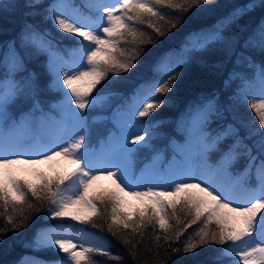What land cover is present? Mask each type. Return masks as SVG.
<instances>
[{"label":"snow or ice","instance_id":"snow-or-ice-1","mask_svg":"<svg viewBox=\"0 0 264 264\" xmlns=\"http://www.w3.org/2000/svg\"><path fill=\"white\" fill-rule=\"evenodd\" d=\"M37 2L25 0L21 3L17 0L12 6L13 14L18 9L34 8ZM213 4L214 0H85V6L91 9V13L85 15L68 0H53L48 6V18L53 26H58L63 33L80 38L73 49V55H78V59L72 64L62 62V58L54 54L57 50L52 44L40 48L50 53L48 71L52 79L49 87L62 93L64 102L69 105L71 121L62 119L54 122L53 117L43 113L38 105L24 120L9 116L11 105L21 97L31 96L37 87L34 73L27 81L16 78L26 69L23 55L14 50L16 46L13 44L8 75L0 78V207L5 210L0 215H4L6 222L11 224L10 230L19 231L26 227L30 210L40 211V208L29 202L30 198H34L38 202H47L52 220L70 217L80 224H86L92 223L97 217H103L106 221L110 217L108 230L116 236L122 230L130 233V238L126 236L123 243L132 248L138 246V242H134L135 237L139 236L142 240L149 226L153 230L158 226L164 233L163 237L155 236L159 247L161 239L171 240L169 232L173 230L172 221L175 219L176 224L180 225V213H184L185 218H192L175 232L177 241L193 224L202 225L194 237H189L184 244V254L195 253L198 248L215 243L226 246L222 249L223 255L238 258L233 259L232 264H264V159L258 160V156L253 155L252 147L244 143V139L259 137L255 145L260 155L264 156V63L259 72V94L242 92L245 103L255 113V119L259 120V126L250 120L247 137L242 139L237 134L234 143L215 164L209 162L208 153L226 136L236 134V130L229 126L216 136L211 135L207 130L213 110L211 103L207 110L199 111L196 121V133L201 141L198 150H184L183 161L164 175L162 183L138 181L121 163L100 165L88 148L89 129L83 110L95 107L106 98L96 92L98 86L109 81L110 74L109 82L117 83L121 73H128L137 66L138 58L144 51L140 46L158 43L160 38L178 28L193 9ZM257 6L264 8V0H259L258 5L256 0H249L248 5L224 17L220 21L221 27L213 28L211 32L206 29L188 32L184 36L181 51H202L219 39L226 27L239 16ZM164 8L171 9L172 14L169 16L164 13ZM160 22L166 27L160 26ZM137 25H147L155 37ZM256 31L260 36L258 47L264 54V22L257 26ZM35 36L34 27L26 25L21 40L26 45L38 46ZM252 39L249 36L244 42L249 46H257L253 45ZM129 43L137 47H120L121 44ZM168 55L165 53L160 58L159 65L166 63ZM185 62L181 59L174 66H158L156 78L148 83L146 89L140 86L135 93L129 123L119 137L122 141L119 151L112 153L111 159L119 160L121 156L127 159L140 147L148 145L156 122L142 121L136 117H149L167 104L166 94L172 90L180 75L176 68ZM250 95L251 101L248 99ZM71 104H75V109H71ZM25 125H38L45 130L52 126L55 135L21 134L20 129ZM129 135L131 140L128 139ZM242 154L249 158L248 164L241 173L233 175L231 165ZM33 156L39 158H30ZM58 157L72 166L63 175L45 177L43 173H38L37 184L14 175L16 165H34ZM253 174L254 185L250 182ZM102 178L111 180L114 188L94 191V184ZM125 196L139 199L141 207L133 209L131 213L122 211ZM81 208L89 211L80 212ZM8 230L0 229V241L3 239L2 233ZM103 239L105 242L102 246L85 247L82 242H74L68 228L58 225L39 229L34 244L40 248H55L66 254L56 264H90L91 257L88 254L93 252L118 261L119 257L112 256L108 250L111 242ZM172 251L180 253L179 248Z\"/></svg>","mask_w":264,"mask_h":264},{"label":"trees","instance_id":"trees-1","mask_svg":"<svg viewBox=\"0 0 264 264\" xmlns=\"http://www.w3.org/2000/svg\"><path fill=\"white\" fill-rule=\"evenodd\" d=\"M16 2L17 0H0V10H2L0 11V78L6 75L7 55L3 54V50L9 40H12L18 52L23 55L26 69V71H21L16 78L27 81L34 73L37 87L31 96L21 97L11 105L9 116L16 120H24L37 105L45 114H57L54 105L61 92L49 87L51 74L48 71L46 60L50 53L41 51L40 48L52 44L57 50L56 52L67 56L77 46L76 40L79 38L64 36L60 33L58 26H53L51 19L48 18V6L53 0H38L34 8L18 9L13 14L12 6ZM20 2L24 3L25 0H20ZM68 2L78 6L85 15L91 12V9L85 6V0H68ZM256 3L258 5L259 0H256ZM248 4L249 0H214L213 5L201 6V8L189 12L184 22L166 37L160 38L158 43L140 46L144 48V51L138 58L137 66L128 73H121L120 79L115 84L109 82L112 75L110 74L109 81L98 86L96 90L106 98L97 103L95 107L83 110L86 113L89 129L88 148H95L98 151V148L105 145V136L115 127L112 116L117 109L124 110L127 102L136 97L135 93L141 85L145 86L149 80L156 78L157 67L160 66L159 60L164 57L165 53H169L167 60L170 59L172 66L179 64L181 59L186 62L176 68V72H179L180 75L172 90L166 94L167 104L157 109L149 117H136L142 121L156 123L148 145L140 147L131 156L133 171H136L135 169L145 161L152 160L156 151L163 152L167 157L170 156L173 151L171 143L181 135L180 122L183 123L185 119L191 117L195 110L194 104L202 103L204 99H209V103L213 106L212 114L208 120L211 129L216 132L220 124H227L228 127L231 126L238 130L236 134L240 136L239 138L247 137L250 131L248 122L254 120L255 125L259 126V120L255 119V113L245 103L242 90L244 86L247 88L250 85H253L254 88L258 86L264 54L258 47L260 36L256 30L257 26L264 22V8L257 6L239 16L226 27L219 39L202 51L189 53L181 51V47L184 36L188 32L198 29H206L211 32L213 28H220V21L224 17ZM162 11L169 16L172 14V10L168 8H164ZM26 25L34 27L36 45L38 46L26 45L24 42L19 44L22 30ZM160 26L166 27L163 22H160ZM137 27L155 37V33L147 25H137ZM249 36L253 37L252 43L257 46H249L244 42ZM120 47L134 49L137 46L129 43L121 44ZM248 99L251 101L250 98ZM209 103L206 104L207 109ZM191 107L193 110L189 109ZM236 134L226 136L216 148L212 149L209 155L211 162L220 153H225L228 150L229 146L233 144L231 142ZM258 139L259 137L244 139V143L252 147L253 155H257L259 160L264 159V156L260 155L255 145ZM240 151L243 152V149ZM98 152L100 153V151ZM248 159L246 155H240L231 165L232 174L241 173L248 164ZM45 177L52 176L45 175ZM250 182L255 183L254 174ZM29 202L40 208V211L30 210L27 226L20 228L19 231L10 230L11 224L6 222L4 215H0V229H9L2 233L0 264H19L20 258L25 255H32L41 263L66 256L55 248L35 246L34 240L37 231L44 226L53 224L59 218L50 219L51 213L46 201L38 202L34 198H30ZM139 207L141 204L137 202L132 211ZM108 211L110 213L111 206ZM122 211L131 213L125 204ZM4 212L3 207H0V214ZM191 218L190 216L185 218V214L180 213V225H177L176 220L173 219V230L169 232L171 240L161 239L159 247H157L155 236L163 237L164 233L158 226L155 230L149 226L145 230L142 240L139 236L135 237L134 242H138V246L132 248L131 245L123 243L126 236L130 238V233H125L122 230L119 236L113 235L108 230L110 217L107 221L103 217H97L92 223L84 224V227L107 237L111 242V247L108 250L112 256H118L119 260H111L109 256L93 252L88 254L91 257L90 264H227L231 258L222 254V249L226 247L224 245L211 243L198 248L195 253H183L184 244L189 237H194L198 227L202 226L193 224L177 241L175 232L179 231L183 227V223ZM174 248H179L180 253H173L172 249Z\"/></svg>","mask_w":264,"mask_h":264},{"label":"rangeland","instance_id":"rangeland-1","mask_svg":"<svg viewBox=\"0 0 264 264\" xmlns=\"http://www.w3.org/2000/svg\"><path fill=\"white\" fill-rule=\"evenodd\" d=\"M60 33L64 36H73L72 34L63 33L61 31H60ZM77 38H79V37H77ZM22 42L23 41L21 40L19 42V44H21ZM12 51H13V45H12V47H10L8 49V56H10L8 59L10 62H11ZM55 55H58L59 57H61L62 62H68L69 64L74 63L78 59V55H73V51L69 53L68 57H63L59 54H55ZM49 56L46 60L47 67H48ZM168 66L169 65L167 63H165L164 65H160V67H168ZM61 71L63 72L64 69L62 68ZM51 79H52V77H50V81H51ZM146 88H147V86H145V89ZM53 90H55V89H53ZM245 91L250 93V94H253V95H258L260 92L259 80H258L257 88H254L253 85H250L248 88L244 86L242 92H245ZM68 95H70V93ZM249 98L251 99L252 96L250 95ZM135 99H136V97H133L129 102H127L124 110H122V108L117 109L115 114L112 116V120L115 123V125L117 126V130H113L108 135V137L106 138V141H107L106 146H104L100 149L101 153L95 154V155H99L101 158H104L105 161L103 164H105V163H108V164L121 163L130 173H132L131 157L125 159L124 157L121 156L119 160H113L110 158V156L112 153L119 151V144L122 143V141L119 139V137H120L122 131L126 128L127 124L129 123V118L131 117V114H132V109H133V105L135 103ZM100 102L101 101H99L98 103H100ZM54 107L56 108V110L59 113V118L53 119L54 122L60 121L62 119L71 121L72 117H71V113L69 111V105L67 104V102H64L62 93L60 96H58V99H57ZM70 107H71V109H75V104H71ZM200 110H201V108H197V110H196V115H195V116H197L196 119L188 118V119H185L183 123L181 122L180 125L183 128H186L185 132H187L189 137L188 138L183 137L184 140H182L181 142H178V141L175 142L176 150H178V152L180 153L181 160H176L173 157L169 162H167L166 163L167 165H165V166L168 167V171L183 161L184 150H189V151L198 150L201 141H200L199 136L196 133V126H197L196 121L198 119V115H199ZM76 111H80V110L76 109ZM21 130H24L26 132V133H24V135L30 136L31 133L30 134L27 133L30 130L29 127H27L25 125V127H23ZM42 130L43 131L41 132V135H49V136L55 135V129L52 126H50L47 130H45L44 128H42ZM190 133H191V135H190ZM128 139L131 140L130 135L128 136ZM210 153H211V151L208 153V159H209ZM28 158L29 157H25V159H28ZM30 158L38 159L39 157L33 156ZM209 162H210V159H209ZM103 164H100V165H103ZM71 167L72 166L66 160L58 157L53 161H48V162L34 164V165L33 164L16 165V166H14V175L22 178L23 180L29 181L32 184H36L37 182H39L38 173H43L47 176L61 175L63 172L69 171L71 169ZM134 179H136L138 181L151 180L153 183L164 182V177L160 174L158 163L146 164L145 167L143 168V170L141 171V173H139V175H137V177ZM113 188H114V185L112 184V181L109 179H106V178H102V179L96 181V183L93 186L94 191H100V190H105V189L111 190ZM132 190H136V189H132ZM139 190H143V189H139ZM124 201H125L124 204L128 207V209L131 210V212H132V208H133L134 204H136L137 202L139 204H141V201L139 199L132 197V196H125ZM79 211L80 212H87L89 210L81 208V209H79ZM58 225L63 226L65 228H68L70 231L71 237L74 238V242H82L85 247L102 246L105 242L103 238L107 239V237H105L101 233H97V232H94V231H91V230L85 228L84 224H80L78 221H74L70 217L59 218V220L57 219L53 224H51L45 228H54ZM107 241H108V239H107ZM62 255H64V254H62ZM62 259L63 258H61V257L56 259V260L51 259V261H45V263L42 262L41 264H56L57 261H60ZM233 259H238V258L233 257ZM231 260H232V257H231ZM228 263L232 264V261H229ZM23 264H40V263H37L36 261H34L33 258H25Z\"/></svg>","mask_w":264,"mask_h":264}]
</instances>
